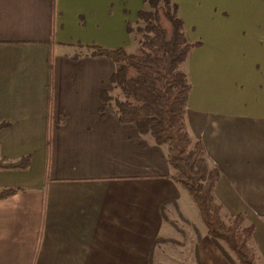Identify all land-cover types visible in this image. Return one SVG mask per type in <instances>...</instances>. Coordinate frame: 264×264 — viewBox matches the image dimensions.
Returning a JSON list of instances; mask_svg holds the SVG:
<instances>
[{
  "label": "crops",
  "instance_id": "0c3cea01",
  "mask_svg": "<svg viewBox=\"0 0 264 264\" xmlns=\"http://www.w3.org/2000/svg\"><path fill=\"white\" fill-rule=\"evenodd\" d=\"M171 1L186 39L199 44L181 64L186 130L218 173L221 218L243 216L254 264H264V92L251 83V99H237L236 64L225 59L217 72L204 58L224 59L227 36L248 26L218 15L197 23ZM144 8L143 0H0V160L28 157L23 170L0 168V191L18 190L0 200V264H229L180 208L186 192L169 179L163 149L140 147L135 128L100 103L101 91H114V68L91 48L133 52L126 26Z\"/></svg>",
  "mask_w": 264,
  "mask_h": 264
},
{
  "label": "trees",
  "instance_id": "16d2710c",
  "mask_svg": "<svg viewBox=\"0 0 264 264\" xmlns=\"http://www.w3.org/2000/svg\"><path fill=\"white\" fill-rule=\"evenodd\" d=\"M143 2L145 8L137 12L134 28L126 26L127 33L136 38L133 52L127 53L123 48H91V58H105L114 68L109 83L118 98L101 91V106L112 107L119 123L135 128L140 147L150 141L163 149L172 172L169 179L187 193L209 239L227 262L254 264L253 253L247 247L252 227L244 226L240 214L227 222L222 220L221 206L213 198L218 173L208 168L200 143L191 139L185 127V103L190 88L180 66L199 44L186 39L174 2ZM5 126L6 123H0V130ZM27 165L28 157L12 163L0 160L1 169L23 170ZM16 191L1 190L0 200ZM218 243L226 247L234 260Z\"/></svg>",
  "mask_w": 264,
  "mask_h": 264
},
{
  "label": "rangeland",
  "instance_id": "374dc122",
  "mask_svg": "<svg viewBox=\"0 0 264 264\" xmlns=\"http://www.w3.org/2000/svg\"><path fill=\"white\" fill-rule=\"evenodd\" d=\"M180 1L184 11H192V18L201 21L197 23H206V18L211 20V16L218 15L228 25L233 22L236 23V26L241 24H246L248 26L245 30L234 31L233 39L227 36L225 42L229 46L228 49L225 48L224 50V59L222 56L219 58L205 56L204 58L207 61V66L210 68L213 67L212 70L217 69V72L220 69V64L223 67L225 59L228 65L235 66L236 64L233 70H235L236 76L241 75L242 83L236 86L234 82V88L237 89V87H241V89H243V94H241L243 97H238L237 99H251L250 96L244 97V95L249 94L250 89L247 87L251 83H254V90H256V93L264 92V62L261 61V57L264 54V0H179V2ZM176 2L178 3V1ZM190 3L194 4L193 8L190 7ZM246 18L248 21L243 23V20ZM215 24L216 23L213 22L208 25L213 27V30L222 33L219 25ZM199 25L203 26L202 24ZM198 33L201 35L199 30ZM204 42L208 44L209 41ZM73 53H78V51L75 50ZM181 67L182 66H180V68ZM237 71L240 72L238 73ZM249 81L251 82L249 83ZM110 95L115 99L118 98V93L115 90ZM183 195L184 196L180 200V208L188 214L189 218L193 215L198 219L199 223H201L191 199L186 193ZM229 219L228 217L222 218L224 222L229 221Z\"/></svg>",
  "mask_w": 264,
  "mask_h": 264
}]
</instances>
